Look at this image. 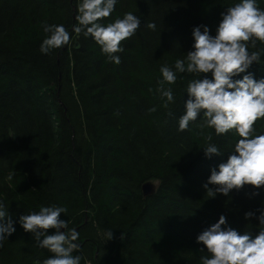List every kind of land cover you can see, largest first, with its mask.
<instances>
[{
    "label": "trees",
    "instance_id": "trees-1",
    "mask_svg": "<svg viewBox=\"0 0 264 264\" xmlns=\"http://www.w3.org/2000/svg\"><path fill=\"white\" fill-rule=\"evenodd\" d=\"M232 3L120 0L106 20L131 11L141 27L121 42L115 64L91 38L72 33L77 0H0V201L13 220L40 205L65 207L61 219L80 233L81 264H199L196 236L221 214L242 230L243 212L259 207L264 193L252 196L246 186L230 201L208 199L202 187L228 154L207 159L201 148L212 142L225 152L234 133L217 136L195 123L177 130L192 75L170 85L174 103L156 91L159 66L190 50L194 26L214 35ZM44 23L64 25L69 44L41 54ZM258 49L264 44L249 50ZM249 70L264 76V52ZM257 125L264 131V120ZM147 181L158 187L144 197ZM15 228L0 246V264H42L52 255Z\"/></svg>",
    "mask_w": 264,
    "mask_h": 264
},
{
    "label": "clouds",
    "instance_id": "clouds-1",
    "mask_svg": "<svg viewBox=\"0 0 264 264\" xmlns=\"http://www.w3.org/2000/svg\"><path fill=\"white\" fill-rule=\"evenodd\" d=\"M119 2L77 0L76 24L72 27V33L91 38L108 61L115 64L120 63L117 53L124 50L121 42L134 36L141 27L140 17L131 11L106 20ZM260 2L233 0L220 13L214 35L208 25L194 26L190 50L174 63L159 66L156 91L166 105L175 102L170 85L176 83L178 75L187 73L194 77L186 85L187 99L183 100V112L177 119L178 131L183 132L195 123L213 129L217 136L234 133L225 152L212 142L201 148L207 159L228 154L226 160L210 169L202 185L208 199L223 195L230 201L233 190L241 191L246 186H252V196L264 193V131H259L257 125V121L264 120V76L257 78L249 70L253 63L260 65L264 52V49L249 50L258 42L264 44V8L259 6ZM42 27L46 35L40 44L41 54L69 44L71 34L64 25L44 23ZM144 27L154 31L156 24L146 22ZM211 139L207 137L208 141ZM62 213H67L63 206L40 205L38 211L30 210L13 220L0 201V246L19 223L25 232L32 234L39 248L52 253L42 264H81L82 256L74 254L80 249L76 243L80 233L61 219ZM243 219L248 223L241 230L231 226L221 214L196 236V244L202 245L198 250L203 253L199 264H264V199L259 207L244 211ZM50 229L54 231L49 232ZM105 236L107 241L111 240L113 232L107 231Z\"/></svg>",
    "mask_w": 264,
    "mask_h": 264
},
{
    "label": "water",
    "instance_id": "water-1",
    "mask_svg": "<svg viewBox=\"0 0 264 264\" xmlns=\"http://www.w3.org/2000/svg\"><path fill=\"white\" fill-rule=\"evenodd\" d=\"M158 184L153 181H147L142 185L143 194L146 197L152 196L157 190Z\"/></svg>",
    "mask_w": 264,
    "mask_h": 264
},
{
    "label": "rangeland",
    "instance_id": "rangeland-1",
    "mask_svg": "<svg viewBox=\"0 0 264 264\" xmlns=\"http://www.w3.org/2000/svg\"><path fill=\"white\" fill-rule=\"evenodd\" d=\"M143 192V191H142ZM144 195V194H143ZM144 197H146L145 195H144Z\"/></svg>",
    "mask_w": 264,
    "mask_h": 264
}]
</instances>
